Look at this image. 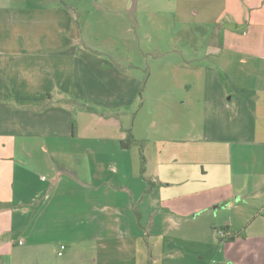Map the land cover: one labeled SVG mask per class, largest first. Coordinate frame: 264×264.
<instances>
[{"label":"crops","instance_id":"1","mask_svg":"<svg viewBox=\"0 0 264 264\" xmlns=\"http://www.w3.org/2000/svg\"><path fill=\"white\" fill-rule=\"evenodd\" d=\"M88 1L0 0V138H106L140 152L144 91H162L172 116L165 132L182 144L169 155L188 159L172 174L169 166V195L158 197L154 177L140 190L109 175L110 164L83 168L76 157L108 149L56 151L76 165L60 164L53 178L70 171L101 195L71 200L65 233L62 196L0 198V264H264V0ZM178 22L222 30L200 51L206 36H177ZM51 96L76 107L21 111L12 122L3 105L46 106ZM22 146L11 152L29 155ZM76 203L86 204L80 213ZM12 230L17 240L6 239Z\"/></svg>","mask_w":264,"mask_h":264},{"label":"rangeland","instance_id":"2","mask_svg":"<svg viewBox=\"0 0 264 264\" xmlns=\"http://www.w3.org/2000/svg\"><path fill=\"white\" fill-rule=\"evenodd\" d=\"M92 1L90 0L88 2L92 3ZM93 7H95V5ZM216 13L217 11L214 12V14ZM179 22L175 29V34L177 36H206V41H202V43L199 44L200 51H205L207 49L206 47L208 46V41L211 35L215 36L216 33H220L222 30V27H217L215 23L203 25L198 22L192 24L191 29H187L180 24L181 22ZM212 57L213 56H211V60H207V62L214 63L215 59ZM175 92L176 95L179 94L177 91H174V93ZM145 93L149 96L147 98V103L143 104L145 111L142 116L143 120L139 126L141 131H147V136L145 140H141L140 145L137 146L140 148V152L137 149H133L131 152L126 153L119 152L117 150V148H120L119 142L110 141L106 138H98L96 141L88 142L86 145H76L67 141L57 143V140L55 139L43 137L38 138L35 136H32L29 139H22L19 137L17 140L0 138V198L11 199L13 196H16V198L24 197L26 200L27 198L30 200L38 193L40 195L39 198H41V196L42 198H45L46 194L62 196V201H64V203L62 204L63 213L61 212L62 218L60 219V227L65 233L66 231L64 228L69 230V228L74 224L72 223L74 220H70L68 215L71 214L69 207L71 205H75L71 203V200L73 201L79 198L78 201H80V198H85L91 195H101V192H98L97 190L99 187L93 188L86 186L82 180L74 182L76 178L70 171H67L68 174L62 175L58 178L52 177L53 169L58 167L60 164L64 163L72 167L76 165L70 161H65V159L62 160L61 156L57 155H60V153H66V155H68L69 153H72L73 148H76L77 151L82 150L85 146L94 149H108L110 150V154L105 156L94 155L87 157H85L84 154H78V156L74 155L76 157H82L83 160L81 161V164H84L83 168L85 167V164L88 167L93 165L96 166L99 161L110 164L114 171H112L113 175L110 173L109 175L113 176L115 180H118L119 182L121 181L123 183L130 184L131 186H138L140 190L143 186L145 188H152L151 182H144V177L151 176L154 177L156 181V184H154V189L157 187L156 195L158 197L169 195V166L172 174L174 172V167L179 166L182 161L187 160L188 156H184L183 154H175V156L169 155V149L182 147V144L179 142L181 139L174 141L169 138L173 134H169V131L167 133L165 132V129H167L172 123V116L169 115V103L166 104L159 97V94L162 93V91H144V94ZM51 97L52 100H50L48 102L49 104L46 106L44 104L22 106L16 99L7 100L3 103V105L11 106L13 118L10 121L12 122L16 120V116H18V113H21V111L38 114L47 110V108L51 105L52 107L63 105V107L67 109L68 107L70 108V105L73 109L76 107L74 99L70 100L68 98V104L63 103L64 100L63 102H55L58 101L56 97ZM128 117L132 118L133 115H128ZM151 125H154L152 132H150V129L152 128ZM30 127L36 128L33 124L31 125V123ZM13 143H15V145ZM23 143L24 145L22 146L21 144ZM16 145L17 149L21 146L26 147L30 145L27 148L29 155H25L24 152L22 153L23 148L17 151V155L13 154V151L11 152V150H14L13 147ZM56 151L60 153L56 155ZM117 164H123L125 168L128 169L130 173V177L128 179L124 180L120 175L116 174ZM138 167L139 169H137ZM75 171L76 170H74V172ZM139 171H141L140 175L138 174ZM54 179L56 182H54L53 185H49L48 182H51ZM94 185L101 186V184L97 182H94ZM114 187H116V185H114ZM183 189L184 187L180 190H175V192L181 193ZM106 190L107 189H104V191ZM143 191H145V189H143ZM117 193L118 192L114 188H110V196H115ZM39 198L36 200L37 203H33L32 207H38L41 201ZM76 205H78V207L81 206V209L76 210L80 213L82 206L85 207L86 204L76 203ZM78 213L75 219L78 217ZM67 224L68 227H66ZM94 229L96 231V226H94ZM12 233H10L6 239H10L12 237L17 240V238L20 237L16 235L13 230ZM64 233L62 235H64Z\"/></svg>","mask_w":264,"mask_h":264},{"label":"built area","instance_id":"3","mask_svg":"<svg viewBox=\"0 0 264 264\" xmlns=\"http://www.w3.org/2000/svg\"><path fill=\"white\" fill-rule=\"evenodd\" d=\"M20 244H24V241L21 240V241H20ZM65 249H66V246H65V245H62V246L60 247V252L58 253V255L61 256V255H62V252H63Z\"/></svg>","mask_w":264,"mask_h":264},{"label":"trees","instance_id":"4","mask_svg":"<svg viewBox=\"0 0 264 264\" xmlns=\"http://www.w3.org/2000/svg\"><path fill=\"white\" fill-rule=\"evenodd\" d=\"M129 133H130V132H129ZM129 139H130L131 142H133V139H132V135H131V133L129 134ZM122 145H123V147H126V143H122ZM228 241H233V238H229Z\"/></svg>","mask_w":264,"mask_h":264}]
</instances>
